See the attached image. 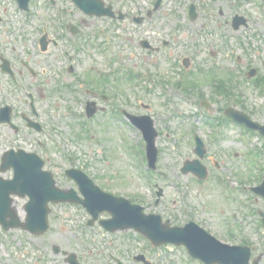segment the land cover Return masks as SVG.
Segmentation results:
<instances>
[{"label":"rangeland","instance_id":"rangeland-1","mask_svg":"<svg viewBox=\"0 0 264 264\" xmlns=\"http://www.w3.org/2000/svg\"><path fill=\"white\" fill-rule=\"evenodd\" d=\"M104 1L134 17L146 15L157 0ZM1 2L7 7L12 0ZM58 2V7L64 8L61 22L69 18L81 29L83 51L76 61L77 71L75 68L79 74L68 75L67 78L71 80L79 75L80 80L91 69L97 74L109 72L112 66L126 71L123 79L120 76L122 82L116 84L111 80L112 83L106 87L115 94L113 104L123 105L132 114H149L157 121L160 174H155L150 182L142 176L140 158L134 150L140 138L129 127L121 126L110 118L112 116L108 113L112 114V105L96 121V134L82 131V118L77 116L82 112L84 100L75 91L78 80L66 89L58 78V74L68 67L62 47H69L67 41L62 40L60 24H54L47 30L49 39L59 46L50 43L46 52L36 50L41 24L50 27L49 23L53 22L51 14L54 15L55 11L49 9L43 17H34L38 26L36 32H32V28L24 32L19 27L16 30L9 27L12 12L6 15L8 29L5 31L0 27V49L16 69L22 86V89L21 86L20 89L15 88L8 76L0 72V108L8 105L13 109V123L19 128L16 131L8 125H0V155L12 148L32 150L35 146L40 152L39 143L45 140V136L30 130L25 121V118L33 120L28 106L23 103L27 100L26 93H31L37 100L47 130H52L54 138L63 141L73 151L74 157L69 154L64 159L61 153H56L54 159L66 166L76 164L88 170L111 194L128 199L139 197L146 213L160 214L178 225L186 223L190 217L202 223L208 216L214 224L224 205L216 187V161L222 159L223 172L228 178L233 177V169L238 166L246 169L251 146H261L262 142L254 137H250L252 143L248 137L240 140L239 132L233 127L213 131L203 125V121L208 117H218L228 106L264 120V113L260 112L264 96L262 98L252 84L237 77L241 71L243 74L256 68L264 78V3L261 0L252 3L244 0H163L153 20L147 21L140 29L129 20L120 23L89 18L68 0ZM192 4L197 8L195 21L188 19ZM33 6L37 11L46 8L41 0H35ZM236 16L247 21V26L237 31L232 26ZM142 41H148L157 52L144 50ZM185 58L191 60L187 70L181 67ZM24 63L37 73L36 77ZM157 69L163 70L172 85L177 82L185 85L190 81L197 83V87L191 86L188 91L183 87L170 91L165 89V92L154 89L157 78L153 72ZM139 74L147 79V84L133 78ZM215 77L217 80L212 81ZM218 80L226 83L229 95L217 92ZM97 87L100 91L107 89ZM168 97L171 103L167 101ZM202 99L211 104V109L196 124L194 118L186 115L197 114L198 103ZM140 102L150 109L142 108ZM195 135H199L207 146L203 164L208 167L210 178L206 181L181 172L186 161L197 158L193 152ZM47 144L52 143L47 140ZM53 149L52 152H57V148ZM2 176H9V173ZM151 183L164 191L159 204H156L157 190L150 188ZM15 204L24 220L26 200L17 199ZM88 219L89 215L81 206L63 205L52 207L50 230L43 236H32L22 230L5 233L0 228V264H67L62 254L54 253L55 246L61 252L76 254L82 264H117V260L123 264H140L133 259L140 254L153 264H186L182 249L175 252L169 248L154 250L143 238L138 241L135 236L139 234L133 231L112 235L97 224L87 228Z\"/></svg>","mask_w":264,"mask_h":264},{"label":"water","instance_id":"water-1","mask_svg":"<svg viewBox=\"0 0 264 264\" xmlns=\"http://www.w3.org/2000/svg\"><path fill=\"white\" fill-rule=\"evenodd\" d=\"M77 2L79 6L83 8L86 12H89V7H87L86 5L91 4L95 7V12L99 16L106 14L104 13V11L100 10L102 9V3H100L97 0H83V1L77 0ZM9 195H10V190H8V188H4V185H2L0 187V210L9 209V203H10ZM90 200L91 201H87V202H89L88 204H91V206H93L94 209H97L98 207H100L98 210H101V211L107 210L114 216V220L110 222V224L113 226L112 228L113 230H116L117 228H125L124 226H133L137 228L138 230L142 231L148 237H150L154 242H156L157 240L156 238L158 234H161L162 236L164 235L165 237L167 236L166 239H170L171 237L169 235L176 233L175 230L172 231V230L167 229L166 227H163L159 221L156 223L155 221L150 220V218L147 219L146 217L141 216L140 213H138L137 216H135V214H132V215L125 214L121 209L113 208V206L110 204H107V202L102 203L101 201H98L96 198H93V197H90ZM113 203L119 204V201L113 200ZM125 207H128V206L125 205ZM45 211H46L45 216L39 217L30 210V214L27 218V222L26 224H23V225H19L17 217L13 215L11 212H8V213L6 212L7 213L6 215L7 216L9 215L10 217H12V220L14 221V223L13 222L11 224L7 223L5 221L6 215L3 216L2 213L0 212V223L4 225L5 229H10L16 226H22L24 229L30 230L33 233L42 234L48 228L47 210ZM148 220H150V222ZM156 224L157 226H159L161 231L155 230L154 227Z\"/></svg>","mask_w":264,"mask_h":264},{"label":"flooded vegetation","instance_id":"flooded-vegetation-1","mask_svg":"<svg viewBox=\"0 0 264 264\" xmlns=\"http://www.w3.org/2000/svg\"><path fill=\"white\" fill-rule=\"evenodd\" d=\"M263 180V179H262ZM261 180V181H262ZM249 199L252 195L243 196L242 202L251 205ZM238 199L228 204L237 205L234 214L225 215L224 212L216 219V222L210 228L216 229L217 238L225 243L238 247H248L251 251V264H264V227L261 218H258L257 224L255 216L241 205L242 211L238 209ZM244 204V203H243ZM258 228V230H257ZM259 235L262 240L258 239Z\"/></svg>","mask_w":264,"mask_h":264}]
</instances>
